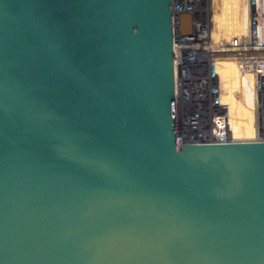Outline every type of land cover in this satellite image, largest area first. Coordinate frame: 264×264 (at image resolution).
Here are the masks:
<instances>
[{"label":"water","instance_id":"obj_1","mask_svg":"<svg viewBox=\"0 0 264 264\" xmlns=\"http://www.w3.org/2000/svg\"><path fill=\"white\" fill-rule=\"evenodd\" d=\"M211 8L0 0V264H264V99L216 136Z\"/></svg>","mask_w":264,"mask_h":264},{"label":"rangeland","instance_id":"obj_2","mask_svg":"<svg viewBox=\"0 0 264 264\" xmlns=\"http://www.w3.org/2000/svg\"><path fill=\"white\" fill-rule=\"evenodd\" d=\"M252 1L253 0H211V5H212L211 9H212V18H213L212 34H213L214 49H215V51H212L213 58L215 59L214 60L215 63L212 64V68L214 69L215 72V73L213 72V76H214L213 85L217 92V103L221 105L223 112L225 110L226 113L225 117L217 116L218 126L221 131L220 135H225L227 133V135L229 134V137L231 139H236V140L260 139L261 133L256 132V134H252V135L237 136L236 138L234 137L233 130L232 128L230 129L231 115L229 114V106L221 102L220 90L223 89L222 88L223 79H222V75L219 72L220 71L219 64L224 63L225 61L226 62L233 61V63L238 65L237 66L238 70L236 68L234 70L236 75L234 74L233 78H231V81L233 82L235 80V82L234 83L229 82L230 84L232 83V85H230L232 86L230 88L232 96L238 102L241 101L240 104L254 110L253 112L249 110L251 113H253L250 119L248 117H245L244 120L242 119L239 120L237 119V120L239 122L240 120H242L243 123L247 124L248 123L247 119H249V121L251 122L252 118H254L253 123L258 119H260L259 122L261 124V116H260L261 95H262V91L264 95V77H261L260 80L257 79L251 80L250 79L251 77L249 78L248 75L246 74L245 77L246 79H244L243 72L241 77V73L239 70V68H242L241 60L242 59L245 60L246 58L251 56L249 55L248 51H246V47L250 46L251 42L253 41V39L250 37V31L252 29V26H254L253 16H255V7H253V5H255V3L252 4ZM251 12L254 13L253 16ZM233 40L235 42V45H238L240 42L242 44L241 45L242 47L240 49H236L237 46H235L234 47L235 49L231 50L233 47L231 44ZM224 44L230 45L229 51L228 50L224 51L225 49L224 47L228 48V46H224ZM235 64L233 65L235 66ZM241 96H243V98L247 100L246 103L244 102V99L240 100L242 98ZM248 102L252 105L251 107H249L250 105L248 104ZM218 104L217 106L219 107Z\"/></svg>","mask_w":264,"mask_h":264},{"label":"bare ground","instance_id":"obj_3","mask_svg":"<svg viewBox=\"0 0 264 264\" xmlns=\"http://www.w3.org/2000/svg\"><path fill=\"white\" fill-rule=\"evenodd\" d=\"M215 11H217V10H215ZM232 23H234V22H232ZM225 29H227V28H225ZM201 37H205V35L202 34ZM205 39H207V40H206V43H203L204 46L207 47L211 52L212 51H215L212 30L210 32V35H208ZM224 45H227V44H224ZM226 49H230V48L228 47ZM236 49H240V47H238V45H237ZM177 53L178 54L180 53L179 52V49L177 50ZM233 64H235V63H233V61H227V62L225 61L224 63H220L219 64V69H220L219 72L222 75V79H223V85H222V88L223 89L220 90V93H221V102H223V103H225V104H227L229 106V114L231 115V124H230L231 127H230V129L232 128L233 133H234V137L236 138L237 136L252 135V134H256V132H258V133L261 132V124L259 122L260 119H258L257 121H255L253 123L254 118H252V120L250 122L249 119L253 115V113H251V112H253L254 110L251 109V108H247L244 105L240 104L241 101L238 102L232 96L231 89H230L232 86H230V85H232V83H234L235 80L232 82L231 81V78H233V75L235 74V72H234L235 68L238 70V68H237L238 65L235 64V66H234ZM246 64H247L246 61L244 59H242L241 60V66H242V68H239L240 73H241V77H242L243 69L245 70L247 68L246 67L247 66ZM243 74H244L243 75L244 76L243 78L246 79L245 78L246 77V74L245 73H243ZM229 82H232V83L230 84ZM241 97L242 98L240 100L244 99V102L246 103L247 100L245 98H243V96H241ZM245 103H243V104H245ZM248 104L250 105L249 107L252 106L249 102H248ZM245 117H248L249 118V119H247L248 120V123L247 124H245V123L242 122V120H244ZM237 119L238 120L239 119H242V120H240V122H239ZM215 122H216L215 123V127H214L215 128V131L218 133V135H220L221 134V131H220V128L218 126V119H217V117L215 118ZM254 126H255V128H254ZM255 129H256V131H255ZM237 139H240V138H237Z\"/></svg>","mask_w":264,"mask_h":264},{"label":"built area","instance_id":"obj_4","mask_svg":"<svg viewBox=\"0 0 264 264\" xmlns=\"http://www.w3.org/2000/svg\"><path fill=\"white\" fill-rule=\"evenodd\" d=\"M253 7H255V16H253L254 13H252V16L254 18V26H252V29L250 31V37L253 39V41L251 42V45L246 47V51H248L249 55H251L250 57L246 58V69H243V73L247 74L248 77L252 80V79H257L260 80L261 77H264V0H253L252 4H254ZM252 20V19H251ZM203 33L199 32L198 35L199 37H201ZM205 34V33H204ZM189 39H195V35H192L189 37ZM237 39V38H236ZM234 39V40H236ZM231 43L232 44V49H235L234 47L237 46L235 45V42ZM240 41V39H239ZM238 42V41H237ZM242 44L239 42L238 47H242ZM224 46H230V45H224ZM229 51V49H224V51ZM245 51V52H246ZM211 52V51H210ZM179 56V54L177 53V57ZM211 57H212V64L215 63V59L213 58V52H211ZM213 72L214 69L212 68V73L210 76V80H211V84H212V93L214 95V103L217 106V92L215 90V87L213 85ZM215 73V72H214ZM261 98L264 99V95H263V91H262V95ZM219 105V104H218ZM218 107V106H217ZM222 111V107L221 105H219V107ZM225 110L224 113L222 115H216L217 116H224L225 117ZM216 123V122H215ZM216 136H218L220 139L225 140L227 138V133L225 135H218V133L216 131H214ZM261 138H263V136H261Z\"/></svg>","mask_w":264,"mask_h":264}]
</instances>
